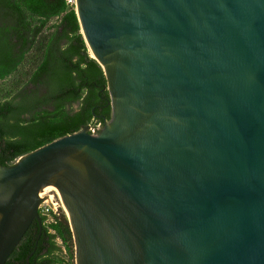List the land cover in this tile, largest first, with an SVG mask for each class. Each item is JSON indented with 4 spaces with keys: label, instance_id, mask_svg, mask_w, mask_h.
Returning <instances> with one entry per match:
<instances>
[{
    "label": "water",
    "instance_id": "1",
    "mask_svg": "<svg viewBox=\"0 0 264 264\" xmlns=\"http://www.w3.org/2000/svg\"><path fill=\"white\" fill-rule=\"evenodd\" d=\"M75 10L110 118L0 163V264L40 232L39 193L74 264H264V0Z\"/></svg>",
    "mask_w": 264,
    "mask_h": 264
},
{
    "label": "trees",
    "instance_id": "2",
    "mask_svg": "<svg viewBox=\"0 0 264 264\" xmlns=\"http://www.w3.org/2000/svg\"><path fill=\"white\" fill-rule=\"evenodd\" d=\"M109 118L105 76L83 38L75 4L0 0V163L10 165ZM40 219V232L34 220L4 264H74L64 211L59 209L48 228Z\"/></svg>",
    "mask_w": 264,
    "mask_h": 264
},
{
    "label": "built area",
    "instance_id": "3",
    "mask_svg": "<svg viewBox=\"0 0 264 264\" xmlns=\"http://www.w3.org/2000/svg\"><path fill=\"white\" fill-rule=\"evenodd\" d=\"M66 1L68 3H74L75 4V0H66ZM100 126H101L100 122H95L94 124L88 126V131L92 134H95L99 130ZM40 197H41V200H40V203L38 205V213L40 216H42L44 218V224L48 228V226L54 221V219H53L54 215L58 214L59 208L49 207V205L46 202L43 195L42 196L40 195ZM48 230H49V232H53V230L50 227ZM57 240H58V238H57Z\"/></svg>",
    "mask_w": 264,
    "mask_h": 264
},
{
    "label": "rangeland",
    "instance_id": "4",
    "mask_svg": "<svg viewBox=\"0 0 264 264\" xmlns=\"http://www.w3.org/2000/svg\"><path fill=\"white\" fill-rule=\"evenodd\" d=\"M102 127H103V125H101V126H100V128H99V130H98L97 132H99V131L102 129ZM60 208H61V209L64 211V208H62V207H59V209H60ZM64 213H65V211H64ZM56 242H57V244H58V245H60V246H61V242H60V240H59V239L57 240V238H56ZM62 249H63V248H62ZM62 252L64 253V249H63V251H62Z\"/></svg>",
    "mask_w": 264,
    "mask_h": 264
},
{
    "label": "bare ground",
    "instance_id": "5",
    "mask_svg": "<svg viewBox=\"0 0 264 264\" xmlns=\"http://www.w3.org/2000/svg\"><path fill=\"white\" fill-rule=\"evenodd\" d=\"M42 196V193H39ZM65 210V209H64ZM66 211V210H65Z\"/></svg>",
    "mask_w": 264,
    "mask_h": 264
},
{
    "label": "flooded vegetation",
    "instance_id": "6",
    "mask_svg": "<svg viewBox=\"0 0 264 264\" xmlns=\"http://www.w3.org/2000/svg\"><path fill=\"white\" fill-rule=\"evenodd\" d=\"M33 221H34V220H33ZM33 221H32V222H33ZM32 222H31V223H32ZM30 225H31V224H30ZM30 225H29V226H30ZM41 228H42V227H41Z\"/></svg>",
    "mask_w": 264,
    "mask_h": 264
}]
</instances>
